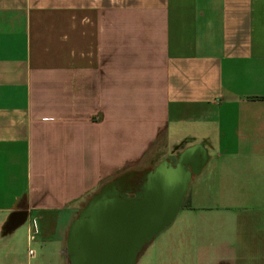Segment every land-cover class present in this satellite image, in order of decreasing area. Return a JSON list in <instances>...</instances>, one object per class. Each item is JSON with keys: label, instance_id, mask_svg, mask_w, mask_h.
<instances>
[{"label": "crops", "instance_id": "0c3cea01", "mask_svg": "<svg viewBox=\"0 0 264 264\" xmlns=\"http://www.w3.org/2000/svg\"><path fill=\"white\" fill-rule=\"evenodd\" d=\"M159 146L203 162L136 264H264V0H0V264Z\"/></svg>", "mask_w": 264, "mask_h": 264}, {"label": "water", "instance_id": "95a60500", "mask_svg": "<svg viewBox=\"0 0 264 264\" xmlns=\"http://www.w3.org/2000/svg\"><path fill=\"white\" fill-rule=\"evenodd\" d=\"M202 162L189 149L175 164L130 169L104 184L68 229L66 264H136L174 221Z\"/></svg>", "mask_w": 264, "mask_h": 264}, {"label": "rangeland", "instance_id": "374dc122", "mask_svg": "<svg viewBox=\"0 0 264 264\" xmlns=\"http://www.w3.org/2000/svg\"><path fill=\"white\" fill-rule=\"evenodd\" d=\"M162 146H159V148L158 149H160ZM160 150H162V152H157L156 153V151L154 150L153 152H151L150 153V156H152V158L150 159V160H144L143 161V163H141V165H145V164H147V163H149V165H151L152 167H156L158 164H160L162 161H164V160H162L160 157H161V155H157L158 153H162L163 155H165L166 156V154H167V149L166 148H162V149H160ZM156 156V157H155ZM162 160V161H161ZM167 160H168V157H167ZM173 161H175V160H173ZM64 258L66 259V256H65V254H64Z\"/></svg>", "mask_w": 264, "mask_h": 264}, {"label": "trees", "instance_id": "16d2710c", "mask_svg": "<svg viewBox=\"0 0 264 264\" xmlns=\"http://www.w3.org/2000/svg\"><path fill=\"white\" fill-rule=\"evenodd\" d=\"M146 156H147V155H145V156H144V158H145ZM143 161H144V160H143ZM143 161H142V163H143ZM142 167H143V165H141V164H138V166H137V167H135V168H136V169H141ZM130 169H131V168H129V169H126L125 171H128V170H130ZM183 204H184V206H185V205H187V201H186V202H184Z\"/></svg>", "mask_w": 264, "mask_h": 264}]
</instances>
